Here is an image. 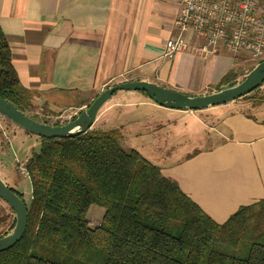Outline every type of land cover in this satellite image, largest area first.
<instances>
[{"label": "crops", "instance_id": "obj_1", "mask_svg": "<svg viewBox=\"0 0 264 264\" xmlns=\"http://www.w3.org/2000/svg\"><path fill=\"white\" fill-rule=\"evenodd\" d=\"M181 2L0 0V30L22 88L50 116L79 114L106 88L123 82L145 81L191 95L217 85V92L237 63L223 49L208 62L211 70L189 54L162 57L166 40L178 33L174 20ZM234 81H241L237 73ZM141 95L149 99L141 92L113 94L90 130L113 109L150 106ZM235 103L197 111L154 104L152 115L142 118L146 159L216 224L264 200V119L234 110ZM132 121L140 126L137 118ZM203 134L219 139L186 152L187 144L204 142Z\"/></svg>", "mask_w": 264, "mask_h": 264}, {"label": "trees", "instance_id": "obj_2", "mask_svg": "<svg viewBox=\"0 0 264 264\" xmlns=\"http://www.w3.org/2000/svg\"><path fill=\"white\" fill-rule=\"evenodd\" d=\"M235 78L230 72L220 83L230 87ZM258 90L241 100L255 93L250 98L262 105ZM0 98L48 124L30 115L31 94L1 30ZM120 137L91 129L74 138H38L39 152L24 164L31 185L26 229L0 253V264H264V200L216 224L156 165L123 149ZM91 207L103 210L95 226L87 219ZM14 224L13 211L1 207L0 238Z\"/></svg>", "mask_w": 264, "mask_h": 264}, {"label": "water", "instance_id": "obj_3", "mask_svg": "<svg viewBox=\"0 0 264 264\" xmlns=\"http://www.w3.org/2000/svg\"><path fill=\"white\" fill-rule=\"evenodd\" d=\"M264 84V61L258 63L237 84L206 95H191L145 81H131L106 88L76 117L60 125L38 122L21 112L12 103L0 98V117L25 132L44 139L74 138L90 130L99 110L116 92H141L154 104L177 111H197L230 104L249 95ZM0 200L14 213L13 229L0 238V253L12 248L24 235L27 212L23 201L0 179Z\"/></svg>", "mask_w": 264, "mask_h": 264}, {"label": "rangeland", "instance_id": "obj_4", "mask_svg": "<svg viewBox=\"0 0 264 264\" xmlns=\"http://www.w3.org/2000/svg\"><path fill=\"white\" fill-rule=\"evenodd\" d=\"M224 57L226 54H221ZM216 58L213 59V61ZM212 61V60H211ZM209 61H204L202 65L206 64V68L211 70L213 64L208 63ZM257 65V62L250 59L239 58L236 64L232 65L231 72L237 73L239 80L244 78V71L253 69ZM209 78H205V81ZM236 83V82H235ZM239 83V81H238ZM225 85V84H224ZM219 86H208L203 89L206 94L216 92ZM225 87H227L225 85ZM264 90V84L259 88L256 94H261ZM255 94V93H254ZM251 94L250 97L255 96ZM141 98L143 99L144 97ZM244 100H237L236 106L233 109H242L246 113L256 115L259 118L264 119V102L258 107L255 106L252 98ZM145 99V98H144ZM143 99V100H144ZM148 105H154L149 99H145ZM150 106H135L132 108H116L113 109L108 116L102 118L98 124L94 127L96 130L110 131L117 130L120 132L119 144L125 150H135L138 151L145 159L146 156V146L144 143V136L141 132H144L147 128L146 125H142V118L148 115H152L153 110ZM123 110V111H122ZM159 112V111H158ZM157 112V113H158ZM261 113V114H260ZM69 115V113L59 114L57 116H50L42 109L32 105L30 110V115L36 117L39 120H46L49 125L53 123L65 124L68 121L61 119L62 115ZM163 114V113H160ZM137 118L140 122V126H135L132 118ZM205 138V139H204ZM203 139L204 142L197 144H187L184 149L186 152H191L194 147L201 146L204 148L210 147L212 144L218 141V137L214 134L200 135V140ZM40 150V141L38 137L31 135L16 125L10 123L3 117H0V179L6 184V186L21 196L24 204H28L31 198V185L28 176L25 173L24 164L31 157L33 153H38ZM146 155V156H145ZM147 160V159H146ZM7 212V206L0 200V208ZM103 217V210L98 207H91L87 219L91 226L97 225L96 222L100 221Z\"/></svg>", "mask_w": 264, "mask_h": 264}, {"label": "built area", "instance_id": "obj_5", "mask_svg": "<svg viewBox=\"0 0 264 264\" xmlns=\"http://www.w3.org/2000/svg\"><path fill=\"white\" fill-rule=\"evenodd\" d=\"M177 35L166 40L162 57L189 54L203 61L223 49L237 62L245 57L264 61V0H182L174 20ZM185 34L193 36L188 42ZM77 113L62 115L68 122Z\"/></svg>", "mask_w": 264, "mask_h": 264}]
</instances>
